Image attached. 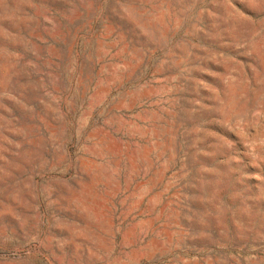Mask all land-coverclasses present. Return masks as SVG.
I'll return each instance as SVG.
<instances>
[{
	"label": "rangeland",
	"instance_id": "obj_1",
	"mask_svg": "<svg viewBox=\"0 0 264 264\" xmlns=\"http://www.w3.org/2000/svg\"><path fill=\"white\" fill-rule=\"evenodd\" d=\"M0 264H264V0H0Z\"/></svg>",
	"mask_w": 264,
	"mask_h": 264
}]
</instances>
